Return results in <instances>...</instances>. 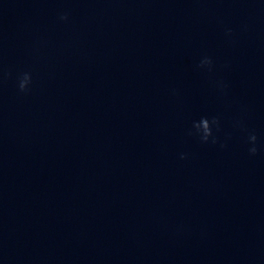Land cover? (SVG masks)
I'll return each instance as SVG.
<instances>
[{"label":"water","instance_id":"95a60500","mask_svg":"<svg viewBox=\"0 0 264 264\" xmlns=\"http://www.w3.org/2000/svg\"><path fill=\"white\" fill-rule=\"evenodd\" d=\"M0 264H264V0H0Z\"/></svg>","mask_w":264,"mask_h":264},{"label":"clouds","instance_id":"9594fccd","mask_svg":"<svg viewBox=\"0 0 264 264\" xmlns=\"http://www.w3.org/2000/svg\"><path fill=\"white\" fill-rule=\"evenodd\" d=\"M69 18V15L67 12L61 13L59 16V19L62 21H67ZM228 35H231L232 29L228 28L226 30ZM213 64V61L210 57L205 56L201 59L199 63V67H208L209 70H211V66ZM17 82H18V89L22 93H27L30 91V85L32 83V76L30 72H23L19 74L17 77ZM213 125L219 127V118L218 117H201L199 121H194L193 122V128L195 129V134L199 136L201 142L207 143L209 141V138L212 137L211 142L215 144L217 142V138L213 136ZM192 134V133H190ZM249 141L252 142L253 146L249 148V153L252 155H255L257 153V147L255 146V142L257 140V136L252 133L248 137ZM222 147L224 145H221ZM181 159L187 158L186 153H181L180 154Z\"/></svg>","mask_w":264,"mask_h":264}]
</instances>
